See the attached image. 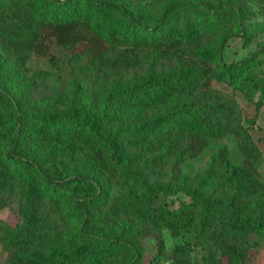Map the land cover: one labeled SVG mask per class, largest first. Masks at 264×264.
Masks as SVG:
<instances>
[{
	"label": "trees",
	"instance_id": "1",
	"mask_svg": "<svg viewBox=\"0 0 264 264\" xmlns=\"http://www.w3.org/2000/svg\"><path fill=\"white\" fill-rule=\"evenodd\" d=\"M242 1L227 0L225 9L207 1L170 2L149 22L125 0H0V203L20 190L18 223L0 222L1 240L12 252L8 264H197L196 243L189 240L193 231L204 252L199 264H252L251 238L264 235L262 153L237 118L235 98L213 87L217 81L249 100L259 93L264 98L257 59H225L234 37L249 43L264 33V21L248 22ZM221 25L231 31L203 45V37ZM92 34L104 41L102 49L88 47ZM49 39L75 48L74 70H136L149 58L175 60L178 67L132 82L119 79L100 106L79 90L73 93L79 103L66 109H57L63 100L56 98L29 104L3 79L7 58L14 56L10 67L18 73L19 65L45 51ZM83 42L86 47L76 50ZM150 110L158 113L115 128L124 114ZM230 134L240 136L244 158L236 161L222 146L196 188L189 181L172 188L141 178V186L113 199L111 217L140 238L129 260L125 242L96 230L101 214L94 205L106 203L109 180L26 153L37 149L35 140H53L54 154L67 159L91 140L96 160L130 172L126 142L145 169L159 176L165 166L177 167ZM180 191L191 201L171 210L165 195ZM164 230L185 241L169 250L158 237ZM151 235L155 250L148 253L141 243Z\"/></svg>",
	"mask_w": 264,
	"mask_h": 264
},
{
	"label": "rangeland",
	"instance_id": "2",
	"mask_svg": "<svg viewBox=\"0 0 264 264\" xmlns=\"http://www.w3.org/2000/svg\"><path fill=\"white\" fill-rule=\"evenodd\" d=\"M134 5L135 8L140 10L149 22L156 17V15L166 7L170 2H179L182 0H125ZM193 1H207L212 4L220 5L221 9L230 7L227 0H193ZM242 6L246 9L248 22H263L264 21V3L260 0H243ZM202 7V6H201ZM201 7H196L198 10ZM229 27L221 25L219 29L207 36L203 37L202 44L207 46L216 43L219 37L225 32H229ZM88 47L94 49H102L105 46L104 41L96 36L91 35L89 38ZM86 42L80 43L76 50H82L86 47ZM43 53H35L25 65H19L18 73H15L10 64L14 63V56L7 58L6 67L3 71V79L10 86L18 88L22 96L29 104L42 99H62L57 109H66L72 104L79 102L74 99L73 93L75 91L85 92L90 95L95 103L100 106L103 102L110 98V93L115 90L116 82L122 79L123 82H132L144 77L150 71L162 72L170 69L177 68L175 60H153L149 58L144 67L128 69L125 71H112V72H99L92 69H76L74 70L71 64V59L74 55L75 48L60 45L55 39L46 41ZM257 59V73L264 82V33L257 34L249 43H245L239 36L234 37L227 48L225 49V59L227 62L238 61L245 58ZM213 87L223 90L233 96L237 102V118L240 120L244 127L248 129L252 139L258 146L262 153V160L259 166V172L264 179V98H261V93L257 94L254 100H249L247 96L241 91H236L233 87L217 81L213 82ZM262 100V101H261ZM261 102V103H260ZM260 104V106H259ZM153 110L144 111H131L128 116L124 114L117 122L115 128L119 127L122 123H130L149 119L154 114ZM37 149H27L26 153L28 158L35 161L52 160L60 162L65 165L69 170L82 172L90 171L96 175L109 180V191L105 194L106 203H98L94 205L96 210L101 214V222L97 225L96 230L100 233H108L118 236L126 247H123V255L127 260L133 254V245L136 242L140 243L139 236L134 232L125 230L121 227L116 218L111 217L108 212L112 207L113 199L125 194L132 188L141 186V178L149 181V183H159L164 187L183 188L185 182L189 181L193 184V188L197 187L199 179L204 175L205 171L209 168L214 156L222 146H228L232 157L236 161H241L244 156L240 147L239 135H226L221 139L214 141L211 145L204 150L200 155L189 159L188 161L180 164L179 166L167 165L163 169V174L153 176L147 171L142 164L140 158L138 159L135 150L127 146L125 142V154H132L131 163L129 166L130 172L126 169H119L115 165H103L100 161L96 160L93 156V142L87 140L81 146L82 149L78 150L67 159H63L53 152V140H35ZM17 188V187H16ZM20 194L19 188L12 196V199L6 203H0V222L10 224L12 227L18 223L19 203L18 195ZM165 199L172 210L179 208L182 202H190L191 197L185 192L180 191L176 195H165ZM70 206L71 200H67ZM80 219L71 225V229L79 224ZM159 239L165 241L166 247L169 250L185 241L182 236H175L169 230H164L162 234H158ZM187 240V239H186ZM196 243V248L192 253V259L195 263L203 262L204 252L197 242H201L194 231L190 234V239ZM197 241V242H196ZM156 236L151 235L146 238L141 246L146 247L148 253H153L155 250ZM251 243L254 249L251 252L252 264H264V235H254L251 238ZM12 252L4 245L0 237V264H8ZM149 256V255H148Z\"/></svg>",
	"mask_w": 264,
	"mask_h": 264
}]
</instances>
